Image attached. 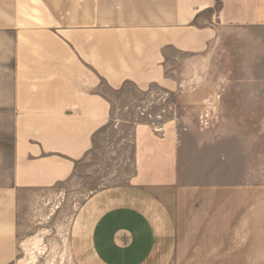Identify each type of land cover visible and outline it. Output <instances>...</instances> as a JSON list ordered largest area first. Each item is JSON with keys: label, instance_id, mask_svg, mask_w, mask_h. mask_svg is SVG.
Returning <instances> with one entry per match:
<instances>
[{"label": "crops", "instance_id": "1", "mask_svg": "<svg viewBox=\"0 0 264 264\" xmlns=\"http://www.w3.org/2000/svg\"><path fill=\"white\" fill-rule=\"evenodd\" d=\"M217 51L223 87L208 89L202 71ZM171 53L184 59L173 66ZM128 88L142 109L170 97L176 111L222 103L226 158L239 141L248 178L243 220L261 236L264 0H0V264L17 258L20 201L72 177L96 135L122 122L108 93L129 96ZM180 120L134 124L129 185L81 211L80 264H174Z\"/></svg>", "mask_w": 264, "mask_h": 264}, {"label": "rangeland", "instance_id": "2", "mask_svg": "<svg viewBox=\"0 0 264 264\" xmlns=\"http://www.w3.org/2000/svg\"><path fill=\"white\" fill-rule=\"evenodd\" d=\"M175 58L184 56L171 53L173 66L179 61ZM204 65L202 73L208 74L206 81L211 85L208 89L223 87V79L214 76L223 72V52L217 51L212 64ZM128 92L129 96L123 97L108 93L114 101L113 117L122 122L114 121L96 135L92 150L72 177L43 191L40 197L25 196L20 201L18 224L24 235L18 238L14 264H80L75 229L81 211L96 194L129 185L135 170L134 124L147 122L159 128L173 115L182 117L183 146L178 162L184 187L175 211L174 264H264V223L261 236H250L257 227L243 220L248 216L242 212L241 195V185L248 178L241 174L239 141L234 142L232 157L226 158L222 103L212 109L176 111L167 108L170 97L142 109L137 103L143 97L131 88ZM201 119L209 125H200Z\"/></svg>", "mask_w": 264, "mask_h": 264}]
</instances>
